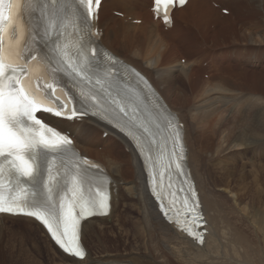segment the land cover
Wrapping results in <instances>:
<instances>
[{"label": "bare ground", "instance_id": "bare-ground-1", "mask_svg": "<svg viewBox=\"0 0 264 264\" xmlns=\"http://www.w3.org/2000/svg\"><path fill=\"white\" fill-rule=\"evenodd\" d=\"M212 1L216 6L219 4L217 0ZM220 1L233 4L232 12L244 22L237 29L225 19L221 26L223 29H215L213 34L205 32L208 38L205 41H209L206 49H213L208 53H202L204 50L197 53L194 49L196 56L192 55L191 48L198 46V39L193 34H184L190 33V26L192 29L197 27L198 21L199 26L205 25L210 15L221 19L218 12L214 14V8H209L204 13L206 15L202 14L203 19L198 17L196 21L190 20L189 15L187 17L192 7L198 6L202 10L201 5L208 6L209 1L206 0H188L183 7H175L172 21L166 24L167 30L163 32L160 28L165 25L161 18H154L151 10L153 0H103L96 23L101 32L100 43L142 73L183 123L187 164L207 221L208 233L202 245L174 223H168L159 212L148 191L143 164L127 138L95 118L67 121L46 115L47 122L54 126L59 124L60 130L71 134L74 146L82 155L104 165L112 179L111 212L108 216L93 217L84 222L82 244L87 255L83 260L63 253L34 219L0 214V237L20 245L21 253L26 256L25 264H43L36 256L37 253L42 254L43 249L51 264H264V240L259 238L261 229L255 223L257 219L253 221L250 216L251 197L247 189L250 177L255 185L261 174L254 166L256 163L252 164L250 171L246 169L249 162L246 156L256 157L259 152H264V28L260 30L254 23L256 20L246 18L255 10V0H238L241 4H236L237 0ZM111 9L115 15L109 14ZM223 9L225 7L220 10ZM191 12L196 13L194 10ZM119 14L123 18L116 16ZM25 17L20 20L25 26H39L30 11ZM200 18L204 22H200ZM216 22H210L209 27L219 24L218 20ZM112 34L120 37L117 45L113 44L114 41L112 43ZM180 34L183 37L179 42L183 48L176 42ZM229 43L257 46L243 49L229 47ZM171 45L176 47L175 54ZM221 46L229 50L213 51ZM248 51L257 52L258 68L261 67L258 74L246 72L253 78L252 85L239 84L233 79V74L228 73L227 67H223L225 73L215 82L194 75L198 72L195 66L200 58L205 61L202 66L209 59L208 66L218 68V64L220 66L224 62V58L220 59L224 56L222 53L233 54L241 67L246 66ZM178 52L187 54L185 64H182ZM214 54L215 59H212ZM165 115L171 114L165 112ZM233 119L238 122L230 128ZM80 129H87L88 135H79ZM103 133H106L105 138L101 136ZM262 196L264 201V194ZM132 210L138 215H133ZM119 244L123 245V251H120ZM94 246L99 248L98 252L93 251ZM112 250L116 252L109 253Z\"/></svg>", "mask_w": 264, "mask_h": 264}, {"label": "snow or ice", "instance_id": "snow-or-ice-1", "mask_svg": "<svg viewBox=\"0 0 264 264\" xmlns=\"http://www.w3.org/2000/svg\"><path fill=\"white\" fill-rule=\"evenodd\" d=\"M33 2L0 0V177L13 185L7 189L10 193L18 189L8 197L0 191V213L34 217L65 253L83 260L87 251L82 244V221L108 214L110 189L104 178H97L94 191L88 187L89 169L99 166L86 159L73 160L76 153L69 136L57 130L59 124L53 127L45 122V117L54 114L74 120L91 113L114 122L121 131L128 129L145 163L151 156L145 153L137 132L143 129V133H149V128L143 124L138 127L136 111L128 110L130 105L139 108L138 97L121 84L118 59L109 56L103 70L97 68L98 53L91 45L98 33L92 31L91 23L98 17L101 0H78V16L85 28L84 34L72 43L61 41L58 26L51 18L40 30L39 26L30 28L20 22L21 9L31 7ZM185 2L179 0L180 5ZM175 3L176 0H153L155 14L170 22L168 8ZM161 5L165 6L163 12ZM41 42L47 52L41 51ZM61 75L68 76L81 89L86 107L73 106L74 98L60 85ZM138 77L136 73L134 79ZM79 135L87 136V129H80ZM46 153L55 155L46 160L42 169ZM176 169H181L180 163ZM155 179L158 181L159 176ZM152 180L149 173V181ZM25 182L31 187L25 188ZM6 187L0 182V189ZM158 189L157 183L151 193L162 202L160 210L167 217L165 209L169 205L163 203ZM187 191L196 207L195 190ZM200 241L203 242L202 236Z\"/></svg>", "mask_w": 264, "mask_h": 264}, {"label": "rangeland", "instance_id": "rangeland-1", "mask_svg": "<svg viewBox=\"0 0 264 264\" xmlns=\"http://www.w3.org/2000/svg\"><path fill=\"white\" fill-rule=\"evenodd\" d=\"M206 1H209V3H208V6L206 5V4H203V5H201V8H202V10L200 9V7L198 8V6H196V8L195 7H192V8H194V9H192L191 8V10L193 11H195L196 13L194 14V12H191V10H190V12L187 14V17H188V15H189V19L190 20H196L197 21V18L198 17H201V16H203V15H206V14H204V13H206V11L209 9V8H214V14L216 15V13L221 17V19L218 17V16H214V15H210L209 16V19L207 20L206 19V23H205V25H206V27H205V25H200L199 26V21H198V25H196L195 24V26H197V27H195L194 29H192L193 27H191L190 25H188V27H189V29L188 30H190V33H188V34H184V36H191L192 34H193V36L195 37V39L197 40V42H198V46H197V48H196V46L195 47H193V48H191V53H193L192 55H197V53L198 52H200L201 50L203 51L202 53H204L205 51H206V53H208L209 51H211V49H213V48H211L210 50L207 48L206 49V44L209 42H207L206 43V41H205V39H207L208 40V38H206V36L204 35V33L206 32H208L209 34H213L214 33V31H215V29L217 30V28H221V26H222V24H224V20L226 19V20H228V21H230L231 23H233L234 25H235V27H237V29H239V28H241V25H242V23L244 22V20H242V18H239V16L237 15V13H233L232 12V6H233V4H230V3H224V2H222V1H220V0H217V2H219L220 4L218 5V6H216V5H214L213 4V1L212 0H206ZM238 1V0H237ZM240 1V0H239ZM237 2L236 4H241L242 2ZM241 1H243V0H241ZM255 2H257V3H255ZM255 6H254V4H253V7H255V10H253L252 12H250L249 14H247V16H246V18L248 19V20H252V21H255L254 23H255V25H257L256 27L257 28H260V30L261 29H263L264 28V19L262 18V17H264V0H255ZM260 2V3H259ZM149 5V4H148ZM263 7H262V6ZM225 7V9L226 10H228V11H230V13L229 14H224L220 9H222V8H224ZM119 9V8H118ZM198 9V10H197ZM217 10V11H216ZM241 10V9H240ZM241 11H243L244 12V10H241ZM262 11H263V13H262ZM110 13L109 14H111V15H115L114 14V10L113 9H111L110 11H109ZM201 12V13H200ZM117 13H120L119 11L117 12ZM200 14V15H199ZM203 14V15H202ZM259 14V15H258ZM193 15H194V17H193ZM117 17H119V18H123V17H121V16H118V15H116ZM214 16V17H213ZM191 17V18H190ZM217 17V18H216ZM223 17H225V18H223ZM250 17V18H249ZM251 17H253V18H251ZM202 18V17H201ZM201 18H200V22L202 21V22H204V20H201ZM255 18V19H254ZM258 18V19H257ZM260 18V19H259ZM262 18V19H261ZM203 19V18H202ZM239 19H241V21H239ZM244 19V18H243ZM218 20V25H214V24H212V25H214V27H212L211 26V28L209 27L210 26V24L211 23H217L216 21ZM260 20L261 21H263V22H260ZM130 21V20H129ZM209 21V22H208ZM211 22V23H210ZM263 24V25H262ZM121 24H119V26H120ZM162 26V25H161ZM204 26V27H203ZM220 26V27H219ZM262 26V27H261ZM200 27V28H199ZM203 27V28H202ZM205 28V29H204ZM225 28V27H224ZM199 29V30H198ZM201 29V30H200ZM221 29H223V27L221 28ZM165 30H167V29H165V28H163V27H161L160 28V31L161 32H163V31H165ZM198 30V31H197ZM262 31H264V29L262 30ZM119 32V31H118ZM118 32H116V33H118ZM198 32V33H197ZM202 32V33H201ZM191 34V35H190ZM202 34H203V36H202ZM181 35V34H180ZM179 35V37L177 38V41L176 42H178L179 43V45H180V47L181 48H183V45L179 42V39H180V37H183L182 35L180 36ZM112 36H113V40H112V43H113V41H114V45H117L118 43H119V40H120V37L119 36H117L116 35V37H115V35H113L112 34ZM193 37V38H194ZM198 37H200V38H198ZM200 39V40H199ZM196 40H194L195 42H196ZM204 41H205V43H204ZM229 41V40H228ZM230 44V43H229ZM227 44V46H236V47H240V48H243V49H247V48H252V46H253V44H250V43H234V45L233 44ZM206 45V46H205ZM172 46V45H171ZM225 46V45H224ZM255 47L257 46V45H254ZM253 46V47H254ZM264 45H262V47H263ZM246 47V48H245ZM173 48V49H172ZM172 51H173V54H175L176 53V50H175V48L176 47H173L172 46ZM200 48V49H199ZM203 48H205V49H203ZM227 47H223V46H221V47H218V48H214V50L213 51H215V52H226L227 50H229V48L228 49H226ZM194 49H195V51L197 52H195L194 51ZM199 49V50H198ZM183 51H184V49H183ZM186 51V50H185ZM123 55L125 54V52H122V51H120ZM187 52V51H186ZM248 52H250V51H248ZM247 52V53H248ZM172 53V52H171ZM257 52H250V54L248 55V58H246L245 59V63H246V66L244 67L243 65H241V67H240V65L238 66V64H240V63H238V62H235V60H234V55L233 54H229V55H225L224 53H222L224 56H220V59H223L224 58V62L223 61H219V63L220 62H223V63H220V66H219V64H218V68L217 67H213V65L210 67V65L208 66H202V63L203 62H205V61H202V59L200 58V59H198V61H197V65L195 66L197 69H198V72H197V74H195L194 72H196V71H190L191 73H194V75H196V76H198V75H200L202 78H205V80H207L208 79V81L210 80L211 82L213 81V82H215V81H218L220 78H221V76L225 73V70H223L225 67H227L228 68V73L230 72V73H232L233 74V79L234 80H236L237 82H239V84H242V85H244V84H248V86H249V84L250 85H252V82H253V78L251 77V76H249L250 75V73H246V72H256L257 74L261 71V67H259L258 68V65H260V62H258V56H257V54H256ZM178 55H179V57H181V59H186V58H188V56H187V54L186 53H183V52H178ZM231 55H233V56H231ZM207 58V57H206ZM212 59H215V54H214V57L212 58ZM218 59V58H217ZM209 60V59H208ZM208 60H206V62H208ZM219 60V59H218ZM210 62V61H209ZM156 63V62H155ZM182 64H185V63H183L182 62ZM232 65H234L233 66V68H230V67H232ZM159 66V65H158ZM243 66V67H242ZM224 67V68H223ZM234 67H236V69H234ZM160 68V67H159ZM238 68H240L239 70H238ZM242 68H243V70H242ZM257 69V70H256ZM156 73H157V71H156V69H153ZM236 70H238V71H236ZM247 70V71H246ZM198 73H200V74H198ZM235 74V75H234ZM239 74V75H238ZM237 75V76H236ZM240 75H242V76H240ZM236 77V78H235ZM239 77H243L241 80H240V78ZM258 79H259V77L257 78V82H258ZM220 81H223V79L222 80H220ZM263 85H264V83H262ZM235 119H237V118H235ZM235 119H233L232 121H231V125H232V127H230V128H234L235 127V125L237 124V122H238V120H235ZM233 123V124H232ZM229 128V127H228ZM103 138H105V134L103 133L102 135H101ZM100 147H102V146H100ZM99 147V148H100ZM104 147V146H103ZM125 151V150H124ZM128 151V150H127ZM126 153H128V152H126ZM248 156H246V160L247 161H249L248 162V164H247V170H249L250 171V169H251V167H252V164H257V166L258 165H260V166H256V165H254L255 167H256V169L257 170H259V174H261L260 175V178H259V181H258V183L257 184H252V183H254V181H253V179H252V177H250V179H249V181L247 182L248 183V186H247V189L249 190L248 192H249V194H250V199H251V201H250V216H251V218H252V220L253 221H255L256 219V221H255V223L256 224H258V226L257 227H259L260 229H261V232L259 231L258 232V234H259V238L261 239V240H264V201H263V199L261 198V196H262V194H264V191H262V189L264 188V165H261V164H264V152L262 153H258L257 154V156L256 157H252V156H249L248 158H247ZM253 158V159H252ZM249 159H251V160H249ZM253 161H255L254 163H253ZM258 161V162H257ZM261 163V164H260ZM256 194H258L259 196H257ZM261 194V195H260ZM231 196H232V194H230ZM263 197V196H262ZM132 212H133V215L135 214L136 216L138 215V213L137 212H135L134 210H132ZM124 214H126V213H124ZM256 217V218H255ZM112 221V220H111ZM258 222V223H257ZM117 239L118 240H121L120 239V237H117ZM39 239H37V241H38ZM122 241V240H121ZM39 242V244L40 245H42L43 246V243L39 240L38 241ZM115 243V242H114ZM17 246V247H16ZM95 246H98V245H96L95 244ZM95 246H94V248H93V251H95V252H98L99 251V248H95ZM119 246H121L120 247V251H123L122 249L124 248V247H122L123 245L121 244H119ZM16 247V248H15ZM12 248V249H11ZM13 248H15V250L13 249ZM20 248V249H19ZM95 249V250H94ZM13 250V251H12ZM17 250V251H16ZM19 250H20V252H19ZM45 251V252H44ZM114 252H116V251H114V250H112V251H110L109 253H114ZM21 253V247H20V245L19 244H14V243H11L10 241H7L5 238H3L2 239V237H0V264H25V261H26V256L25 255H23L22 253ZM38 254V255H37ZM36 254V256L37 257H39V259L40 260H42V262H43V264H51V261H50V259H49V256H48V254H47V252H46V250L45 249H43V253L42 254H39V253H37Z\"/></svg>", "mask_w": 264, "mask_h": 264}]
</instances>
